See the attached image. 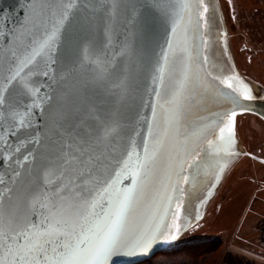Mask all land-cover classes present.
I'll use <instances>...</instances> for the list:
<instances>
[{
	"label": "snow or ice",
	"instance_id": "1",
	"mask_svg": "<svg viewBox=\"0 0 264 264\" xmlns=\"http://www.w3.org/2000/svg\"><path fill=\"white\" fill-rule=\"evenodd\" d=\"M88 2L107 28L118 17L122 0ZM80 7L81 0H39V22L33 21L32 29L19 34L14 31L11 36L0 32V161L12 162V154L40 143L34 138L36 121L32 117L49 114L52 96L45 86L50 88L48 79H55L54 57ZM145 7L166 17L169 27L164 44L154 53L151 83L157 102L151 106V139L144 142L143 154L134 149L126 152V158L105 177L94 146L114 138L121 127L119 121L77 127L60 115L55 121L60 143L42 165L45 179L19 193L0 191V264H109L114 256L147 252L157 240H175L173 228L179 233L183 227L176 222L179 212L172 214L171 224L164 218L170 214L174 194L183 191L180 185L199 175L202 162L197 138L206 142L214 157L237 155L221 147L225 142L235 145L236 111L223 113L203 131L181 132L192 91L193 62L201 60V67L209 63L203 54L209 26L207 0H153ZM96 22L89 16L83 23L91 28ZM129 22L134 23V18ZM40 28L43 31L37 35ZM113 37L119 39L114 27L106 44L93 51L85 49L81 59L89 61L97 82L111 84L109 91L115 102L122 103L144 65L127 37L110 58L107 48ZM45 56L51 63L41 68ZM220 83L235 94L230 97L234 101L241 95L250 98L235 87L236 77ZM213 128L214 138L208 139ZM34 159L28 150L15 162ZM217 166L218 180L227 163L218 162ZM128 179L131 184L125 185ZM3 183L0 180V185ZM176 201L179 210L183 202L179 197Z\"/></svg>",
	"mask_w": 264,
	"mask_h": 264
},
{
	"label": "water",
	"instance_id": "2",
	"mask_svg": "<svg viewBox=\"0 0 264 264\" xmlns=\"http://www.w3.org/2000/svg\"><path fill=\"white\" fill-rule=\"evenodd\" d=\"M152 3L153 0H122L118 17L112 25L105 28L99 22L98 15L91 10L95 6L88 0H81L78 13L67 25L65 42L54 57L57 61L52 65L55 79H48L50 88L45 86L52 96L49 114L43 115L40 119L32 117L36 121L34 138L40 143L28 145L20 154H12L14 156L12 162L7 159L0 161V180L4 181L0 185V191L7 193L12 189L13 194L19 193L45 179L42 165L60 143L59 137L55 135V121L60 115L67 116L68 122L77 127H86L89 124L95 126L109 119L119 121L121 127L118 134L94 146L101 160L100 171L105 177L117 168L122 159L126 158V152L134 149L143 154L144 142L151 139L148 133V125L153 120L151 106L157 102L152 93L151 83L154 53L164 44L169 27L166 17L146 10L145 6H151ZM207 3L209 26L206 29L207 45L203 54L208 56L209 63L201 67V60L196 59L193 62L192 91L181 126V132L187 134L203 131L205 125H214L225 112H237L235 130L237 117L240 115L252 114L264 121V90L239 73L229 16L220 0H207ZM38 9L39 0H0V32L11 36L14 31L19 34L32 29L33 21L39 22ZM89 16L97 22L91 28H86L83 22ZM133 18L134 23H130L129 20ZM145 21H147L146 27ZM112 27L115 28V34L119 39L113 37L112 45L107 48L108 56L111 58L113 52L119 48V44L127 37L135 44L137 56L142 59L144 65L143 72L132 84L129 97L122 103L115 102L109 91L111 84L97 82L89 61L81 59L85 49L93 51L107 43ZM42 31L43 28H40L37 35ZM199 43L197 40V44ZM45 63H51L47 56L41 62V68ZM123 63L126 65L127 60L125 59ZM209 72L212 74L211 77L208 76ZM229 77H236L235 87L239 88L241 93H247L250 98L244 99L241 95L235 101L231 99L230 97L235 94L220 83L221 80ZM40 79L43 81V77ZM207 138H214V128L213 132L207 134ZM234 141V147L227 142L221 147L226 152L234 151L237 155L214 157L209 154L210 150L206 142L202 138H197L202 162L199 175L188 184L180 185L183 191L174 194L170 214L164 218L166 224H171L172 214L179 212V220L176 222L183 227L179 233L173 228L171 234L176 235L175 240H157L147 252L135 256H114L109 264H136L166 250L187 230L201 222L210 201L239 158L248 156L264 164V158L243 149L236 138V131ZM21 147L24 148L23 145ZM28 150L35 159L17 164L15 159L27 154ZM218 162L220 165L226 162L227 167L217 180ZM17 172L20 173L19 176L16 175ZM124 184L130 185L131 180H125ZM176 197L183 202L179 210L176 208Z\"/></svg>",
	"mask_w": 264,
	"mask_h": 264
},
{
	"label": "rangeland",
	"instance_id": "3",
	"mask_svg": "<svg viewBox=\"0 0 264 264\" xmlns=\"http://www.w3.org/2000/svg\"><path fill=\"white\" fill-rule=\"evenodd\" d=\"M229 16L239 73L264 90V0H220ZM236 138L243 149L264 158V121L237 117ZM216 245L200 264H264V164L242 156L210 201L200 223L180 237Z\"/></svg>",
	"mask_w": 264,
	"mask_h": 264
},
{
	"label": "trees",
	"instance_id": "4",
	"mask_svg": "<svg viewBox=\"0 0 264 264\" xmlns=\"http://www.w3.org/2000/svg\"><path fill=\"white\" fill-rule=\"evenodd\" d=\"M179 241L178 239L169 248L157 253L152 258L136 264H200L202 262L201 253L216 245L215 239L206 238L182 243Z\"/></svg>",
	"mask_w": 264,
	"mask_h": 264
}]
</instances>
